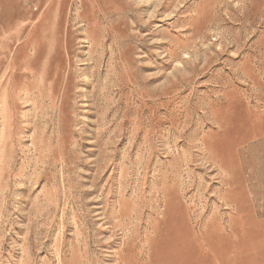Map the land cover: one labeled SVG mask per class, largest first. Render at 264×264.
Returning <instances> with one entry per match:
<instances>
[{
    "label": "rangeland",
    "instance_id": "374dc122",
    "mask_svg": "<svg viewBox=\"0 0 264 264\" xmlns=\"http://www.w3.org/2000/svg\"><path fill=\"white\" fill-rule=\"evenodd\" d=\"M0 264H264V0H0Z\"/></svg>",
    "mask_w": 264,
    "mask_h": 264
}]
</instances>
